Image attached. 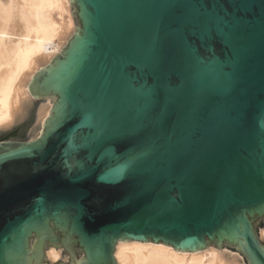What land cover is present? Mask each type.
Here are the masks:
<instances>
[{
	"label": "water",
	"instance_id": "95a60500",
	"mask_svg": "<svg viewBox=\"0 0 264 264\" xmlns=\"http://www.w3.org/2000/svg\"><path fill=\"white\" fill-rule=\"evenodd\" d=\"M69 4L27 85L54 98L40 135L0 141V264H116L124 240L264 264V0Z\"/></svg>",
	"mask_w": 264,
	"mask_h": 264
},
{
	"label": "bare ground",
	"instance_id": "6f19581e",
	"mask_svg": "<svg viewBox=\"0 0 264 264\" xmlns=\"http://www.w3.org/2000/svg\"><path fill=\"white\" fill-rule=\"evenodd\" d=\"M69 2L0 0L1 131L23 121L33 101L39 100L31 132L33 137L40 135L53 105L49 100L53 99L34 98L27 85L33 74L49 64L73 35L75 24ZM258 238L264 243V228ZM61 255L60 249L50 247L45 259L49 264H56ZM113 255L116 264H244L237 252L219 251L212 246L196 252H180L169 245L149 241H118Z\"/></svg>",
	"mask_w": 264,
	"mask_h": 264
},
{
	"label": "rangeland",
	"instance_id": "374dc122",
	"mask_svg": "<svg viewBox=\"0 0 264 264\" xmlns=\"http://www.w3.org/2000/svg\"><path fill=\"white\" fill-rule=\"evenodd\" d=\"M5 1V0H2ZM71 9L73 10V7L71 6ZM54 100V98H52ZM39 100L33 101L32 106L30 107L29 113L28 115L23 119V121H19L13 125L10 126V128L4 129V130H0V141L2 140H14V141H27V140H31L34 137L32 136V129L34 128V123H35V111H36V107ZM36 105V107H35ZM32 109V110H31ZM35 110V111H34ZM32 137V138H31ZM254 228L255 231L257 233V235L259 236V232L260 230H262L264 228V219L263 220H256L254 222ZM261 241V240H260ZM262 242V241H261ZM263 243V242H262ZM264 244V243H263ZM209 247H211L210 245H208ZM207 246V247H208ZM219 251H227V252H231L234 253L230 250H226V248L221 247L220 249H217ZM61 251V258L58 259V262L61 263H68V255L64 253V251L62 249H60ZM81 256L80 251L76 250V257L77 259H79ZM67 259V260H64ZM63 259V260H62Z\"/></svg>",
	"mask_w": 264,
	"mask_h": 264
}]
</instances>
